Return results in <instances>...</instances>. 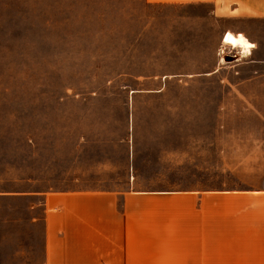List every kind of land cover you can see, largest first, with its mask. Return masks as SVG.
I'll list each match as a JSON object with an SVG mask.
<instances>
[{
    "label": "rangeland",
    "instance_id": "rangeland-1",
    "mask_svg": "<svg viewBox=\"0 0 264 264\" xmlns=\"http://www.w3.org/2000/svg\"><path fill=\"white\" fill-rule=\"evenodd\" d=\"M177 11L147 0H0V188L26 190L31 177L35 188L119 193L121 208L128 193L132 230L146 226L148 246L162 248L133 264L264 258L254 154L228 153L236 167H224L213 141L223 90L170 77ZM176 191L200 193L186 206Z\"/></svg>",
    "mask_w": 264,
    "mask_h": 264
},
{
    "label": "crops",
    "instance_id": "crops-1",
    "mask_svg": "<svg viewBox=\"0 0 264 264\" xmlns=\"http://www.w3.org/2000/svg\"><path fill=\"white\" fill-rule=\"evenodd\" d=\"M147 3L177 8V18H171L170 77L188 90H223L213 116L214 145L224 167H236L227 164L228 153L254 154L250 169L254 188L259 187L264 183V0ZM228 35L243 36L247 44H233ZM228 72L233 74L230 80ZM198 145H188L187 157L190 150L203 148ZM175 152H169L172 163L179 159ZM27 181L32 185L26 190L0 188V264H133L148 253L158 256L159 248L148 246L146 226L132 230L128 193L121 208L119 193L35 188L34 178ZM173 193L187 206L200 192ZM245 261L221 264H264V258ZM171 264L211 262L186 256Z\"/></svg>",
    "mask_w": 264,
    "mask_h": 264
},
{
    "label": "bare ground",
    "instance_id": "bare-ground-1",
    "mask_svg": "<svg viewBox=\"0 0 264 264\" xmlns=\"http://www.w3.org/2000/svg\"><path fill=\"white\" fill-rule=\"evenodd\" d=\"M242 36V35H241ZM243 37V36H242ZM240 37L239 39H235L233 36L230 37L229 41H231L233 44H236L237 42H241L243 44H247V42L244 40V38ZM236 46V45H235ZM240 46V44H239ZM243 47V46H242Z\"/></svg>",
    "mask_w": 264,
    "mask_h": 264
}]
</instances>
